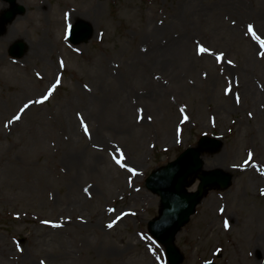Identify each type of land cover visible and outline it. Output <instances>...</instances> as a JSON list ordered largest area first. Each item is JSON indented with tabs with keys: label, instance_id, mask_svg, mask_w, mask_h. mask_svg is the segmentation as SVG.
<instances>
[{
	"label": "rangeland",
	"instance_id": "374dc122",
	"mask_svg": "<svg viewBox=\"0 0 264 264\" xmlns=\"http://www.w3.org/2000/svg\"><path fill=\"white\" fill-rule=\"evenodd\" d=\"M16 6L24 13L7 27L20 38L2 42L7 29L0 36V264H168L148 231L160 198L145 181L202 136L223 142L202 156L204 170L229 172L232 183L211 190L179 232L182 264H264V47L248 31L264 40V0ZM73 14L94 29L79 46L67 39L83 20L70 25ZM155 37L185 47L158 67ZM40 39L46 58L9 56L15 43ZM114 246L127 249L92 262Z\"/></svg>",
	"mask_w": 264,
	"mask_h": 264
},
{
	"label": "water",
	"instance_id": "95a60500",
	"mask_svg": "<svg viewBox=\"0 0 264 264\" xmlns=\"http://www.w3.org/2000/svg\"><path fill=\"white\" fill-rule=\"evenodd\" d=\"M10 3L11 10L5 12L0 19V36L7 24L11 23L23 8L15 5L16 0H5ZM91 28L87 23H79L73 30L72 41L75 44L87 42L91 37ZM25 46L17 43L12 46L10 55L22 57ZM222 148V143L216 139L203 137L196 148H189L175 161L153 172L146 181V186L160 196L159 217L149 223L150 233L165 246L170 264H181L184 257L175 245L177 234L188 223L207 192L213 188L227 189L231 184V175L222 170L202 171L204 162L201 156L206 153H216ZM200 180L198 190L187 191L195 179ZM212 264V263H210Z\"/></svg>",
	"mask_w": 264,
	"mask_h": 264
},
{
	"label": "bare ground",
	"instance_id": "6f19581e",
	"mask_svg": "<svg viewBox=\"0 0 264 264\" xmlns=\"http://www.w3.org/2000/svg\"><path fill=\"white\" fill-rule=\"evenodd\" d=\"M19 2V0H18ZM224 6L226 8H230L232 9L234 7V4L232 1H227L225 2ZM7 8L6 4H2L0 3V14L3 13L5 11V9ZM47 9L45 4H42L38 7H36V13L38 15L43 14L44 11ZM79 18H82L83 20L87 21L90 23V20L88 18H86L85 16H82L80 14H73L70 23L73 24L76 20H78ZM61 23V21L59 22ZM91 24V23H90ZM92 25V24H91ZM260 27L264 30V22L260 24ZM7 31H6V35L5 38L2 39V42H4L5 44H10L13 43L14 41L18 40L20 38V32L11 27H6ZM158 36V35H157ZM262 37V35H260ZM184 40L183 41H171V42H167V41H163L160 39H157L155 37L154 41H152L150 43V49H151V53H153V56H155L156 58H154L155 60H158V67L161 66L162 61H164L165 57L168 55H171L172 52L174 53H180L181 51L179 50L181 47H185L184 46ZM25 46H26V52H27V58L28 59H33V60H37V59H44L46 58L48 52H49V44L46 40L40 39L37 42H31V43H27L25 42ZM167 51V53H166ZM154 59L152 61H154ZM256 91L252 90V95L255 96ZM67 159L69 160V164L71 167H73L75 170L79 169V163L81 160L80 157L78 155H68ZM216 164L213 163L214 165L217 164H221V162H218V159L216 158ZM220 165H218V167H220ZM210 166H205L206 169H209ZM129 245H131V243H128ZM127 249V246L125 248H120L118 246H114V247H110L104 251L100 250V252L97 253V256L91 257L92 262H95L97 258H101L103 257L102 255L108 256V257H114L118 254L119 250L122 252H125V250ZM64 253L65 256H69L71 255V250L64 248Z\"/></svg>",
	"mask_w": 264,
	"mask_h": 264
},
{
	"label": "snow or ice",
	"instance_id": "6c2138e0",
	"mask_svg": "<svg viewBox=\"0 0 264 264\" xmlns=\"http://www.w3.org/2000/svg\"><path fill=\"white\" fill-rule=\"evenodd\" d=\"M248 31L252 34L253 38H255L257 41H259L260 44H261V46L264 47V40H261L260 36H258V35L253 31V26H252V25H249V26H248ZM207 51H208V49H207L206 47L202 46V45L198 47V53H200V54L206 53ZM261 55L264 56V53H262ZM220 58H221V57H217V59H220ZM229 63H231V61H229ZM53 88H55V85L53 86ZM51 94H52V90H49L48 96H50ZM48 96H45V97H44V100H47V99H48ZM37 102H38V103H42L43 101H37ZM237 102H239V97H237ZM27 107H28V105H25V108H27ZM21 111H23V109H22ZM180 111L183 112L184 109L181 108ZM19 118H20L19 116L15 117V119H17V120H18ZM183 119H184V121H187V120H188V116L185 115ZM85 133H86V134L88 133V128H87V126H85ZM116 162H117L118 164H120V161H119V160H117ZM121 166H123V165H121ZM112 226H113L112 224H109V225H108L109 228H111Z\"/></svg>",
	"mask_w": 264,
	"mask_h": 264
}]
</instances>
